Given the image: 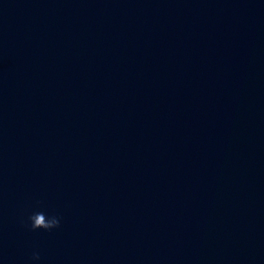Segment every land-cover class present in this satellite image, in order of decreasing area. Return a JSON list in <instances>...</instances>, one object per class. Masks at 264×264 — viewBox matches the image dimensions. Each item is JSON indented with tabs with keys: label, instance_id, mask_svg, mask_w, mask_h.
<instances>
[{
	"label": "clouds",
	"instance_id": "1",
	"mask_svg": "<svg viewBox=\"0 0 264 264\" xmlns=\"http://www.w3.org/2000/svg\"><path fill=\"white\" fill-rule=\"evenodd\" d=\"M31 230L43 229L45 231H51L53 229L59 228L61 223V218L57 215L48 216L43 211L34 212L29 216ZM40 255L38 252H34L32 255L33 261H38Z\"/></svg>",
	"mask_w": 264,
	"mask_h": 264
}]
</instances>
